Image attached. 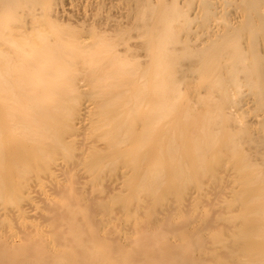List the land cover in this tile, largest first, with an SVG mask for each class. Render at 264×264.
Wrapping results in <instances>:
<instances>
[{
  "label": "bare ground",
  "instance_id": "1",
  "mask_svg": "<svg viewBox=\"0 0 264 264\" xmlns=\"http://www.w3.org/2000/svg\"><path fill=\"white\" fill-rule=\"evenodd\" d=\"M0 264H264V0H0Z\"/></svg>",
  "mask_w": 264,
  "mask_h": 264
}]
</instances>
